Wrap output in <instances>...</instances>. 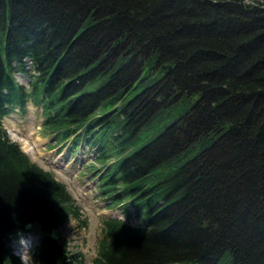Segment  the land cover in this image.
<instances>
[{"label":"trees","instance_id":"16d2710c","mask_svg":"<svg viewBox=\"0 0 264 264\" xmlns=\"http://www.w3.org/2000/svg\"><path fill=\"white\" fill-rule=\"evenodd\" d=\"M29 105L123 214L91 264H264V0H0V264L35 227L36 264H84L52 237L80 208L4 127Z\"/></svg>","mask_w":264,"mask_h":264},{"label":"rangeland","instance_id":"374dc122","mask_svg":"<svg viewBox=\"0 0 264 264\" xmlns=\"http://www.w3.org/2000/svg\"><path fill=\"white\" fill-rule=\"evenodd\" d=\"M15 76L21 84H27L24 75L16 73ZM3 122L9 137L21 145L22 150L31 160L44 169L52 171L56 178L67 186L87 226L82 227L78 220L70 218L61 226V237L58 240L66 243L70 254L80 252L84 264H91L97 255L103 219L123 218L120 208H109L100 199L102 196L97 188L98 176L88 171V166H98L96 162L98 154L87 145L81 146L74 154L70 151L69 143L65 146L50 147V144L55 143L54 137L44 130L40 109L33 105H29L28 112L24 116L15 111L5 117ZM132 219L133 225L142 224L140 220L134 217ZM42 235L44 234L39 227H35L30 235L22 236L20 240L14 242V253L20 258L23 257L24 264H36L32 258L34 245L41 241ZM29 236L35 241L27 244L26 249L21 248V243L24 241L22 244L25 245Z\"/></svg>","mask_w":264,"mask_h":264},{"label":"water","instance_id":"95a60500","mask_svg":"<svg viewBox=\"0 0 264 264\" xmlns=\"http://www.w3.org/2000/svg\"><path fill=\"white\" fill-rule=\"evenodd\" d=\"M33 227L32 224H28L27 225V229H31ZM52 237L56 240H58L60 237H61V233H60V227L59 228H55L53 231H52Z\"/></svg>","mask_w":264,"mask_h":264},{"label":"bare ground","instance_id":"6f19581e","mask_svg":"<svg viewBox=\"0 0 264 264\" xmlns=\"http://www.w3.org/2000/svg\"><path fill=\"white\" fill-rule=\"evenodd\" d=\"M34 241H35V239L28 240V241H26L27 243L25 242V245L21 243V248L26 249V245L29 244V243L32 244ZM19 243H20V242H19Z\"/></svg>","mask_w":264,"mask_h":264},{"label":"clouds","instance_id":"9594fccd","mask_svg":"<svg viewBox=\"0 0 264 264\" xmlns=\"http://www.w3.org/2000/svg\"><path fill=\"white\" fill-rule=\"evenodd\" d=\"M21 261H22V264H24V262H23V257H21Z\"/></svg>","mask_w":264,"mask_h":264}]
</instances>
